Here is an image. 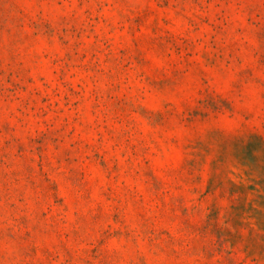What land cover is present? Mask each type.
Masks as SVG:
<instances>
[{
	"label": "rangeland",
	"instance_id": "rangeland-1",
	"mask_svg": "<svg viewBox=\"0 0 264 264\" xmlns=\"http://www.w3.org/2000/svg\"><path fill=\"white\" fill-rule=\"evenodd\" d=\"M0 264H264V0H0Z\"/></svg>",
	"mask_w": 264,
	"mask_h": 264
}]
</instances>
